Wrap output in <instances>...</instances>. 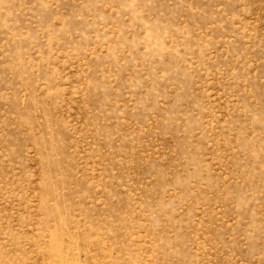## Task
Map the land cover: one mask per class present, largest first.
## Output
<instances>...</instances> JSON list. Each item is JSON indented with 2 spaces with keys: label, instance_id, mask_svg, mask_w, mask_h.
<instances>
[{
  "label": "rangeland",
  "instance_id": "374dc122",
  "mask_svg": "<svg viewBox=\"0 0 264 264\" xmlns=\"http://www.w3.org/2000/svg\"><path fill=\"white\" fill-rule=\"evenodd\" d=\"M0 264H264V0H0Z\"/></svg>",
  "mask_w": 264,
  "mask_h": 264
}]
</instances>
